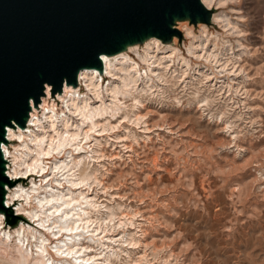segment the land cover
Masks as SVG:
<instances>
[{
  "label": "rangeland",
  "instance_id": "obj_1",
  "mask_svg": "<svg viewBox=\"0 0 264 264\" xmlns=\"http://www.w3.org/2000/svg\"><path fill=\"white\" fill-rule=\"evenodd\" d=\"M237 10L242 36L216 22L206 28L208 47L215 46L221 62L229 59L226 71L214 60L191 58L193 83L183 88L166 75L162 91L134 92L136 106L127 97L118 117L107 118L110 129L97 127L90 142L83 140L80 153L88 158L77 174L82 167L92 174L85 194L99 205V217L113 214L103 223L104 235L116 240L108 264H264V0H229L213 12L236 22ZM193 30L200 34L198 25ZM188 42L183 35L175 46L186 55ZM231 52L241 54L236 68ZM195 68L228 81L234 99L200 83ZM233 100L240 102L236 109ZM15 185L29 187L30 179ZM13 203L12 215L21 202ZM14 217V224L3 219L6 232L20 226Z\"/></svg>",
  "mask_w": 264,
  "mask_h": 264
},
{
  "label": "bare ground",
  "instance_id": "obj_2",
  "mask_svg": "<svg viewBox=\"0 0 264 264\" xmlns=\"http://www.w3.org/2000/svg\"><path fill=\"white\" fill-rule=\"evenodd\" d=\"M201 1L213 11L229 0ZM234 12L239 14V21L232 22L226 13L214 11L212 22L224 28L229 27L242 36L244 31L239 28V22L244 19L240 15L241 11ZM198 26L201 31L196 35L193 26L187 22L177 24V29L189 39L186 55L175 46L177 37L170 44L151 38L143 45L130 46L127 51L116 55H102L103 74L96 69L81 70L77 87L64 86L62 94H57L55 98L46 91L39 107L32 109L25 129H7L9 143L3 145L8 160L7 175L15 183L30 179V186L24 188L14 185L7 188L6 205L13 207L16 205L13 202H21L15 214L22 221L13 232H6L3 229L5 218L0 214V264H48L49 261L52 264L109 263L116 240L104 235L109 230L103 227V223L111 221L113 214L110 211L104 217H99V205L85 194L86 189L83 187L92 174L87 173L84 167L77 174L81 162H86L88 158L80 153L84 149L82 142L89 140L92 136L90 132L96 131L97 127H100V133L110 129L111 126L105 122L110 117H118L127 97L132 95L131 105L136 106L139 101L133 95L134 92L159 93L168 81L166 75L184 84L183 88L193 83L195 75L189 76L191 58L206 62L214 60L216 67H220L219 71H226L229 59L224 55V61L221 62L222 58L213 49L215 46L212 49L208 47L207 25ZM236 43L243 50V44L238 39ZM133 53L135 57L130 55ZM231 53L235 61H230L233 62L232 67L236 68L241 54ZM195 70L201 77L199 82L204 81L209 90L218 92L223 99L228 92V97L234 99L230 93L233 86L228 81H218L213 71H208L209 68ZM232 73L236 74L237 69L232 70ZM105 77L108 81L103 85ZM231 81L239 83L235 79ZM218 82L222 84L217 85ZM226 87L228 91L222 92ZM81 88L86 92L82 93ZM234 89L238 92L237 87ZM56 99L62 103L60 109H57ZM207 101L208 98L204 97L200 102L204 105ZM231 103V107L236 109L240 102L233 100ZM134 117L140 119L137 114ZM100 119L105 121L100 122ZM93 152L91 149V154ZM33 174L40 176L39 183L31 177ZM92 249L95 253L93 251L90 255ZM2 256L6 258L2 259Z\"/></svg>",
  "mask_w": 264,
  "mask_h": 264
},
{
  "label": "water",
  "instance_id": "obj_3",
  "mask_svg": "<svg viewBox=\"0 0 264 264\" xmlns=\"http://www.w3.org/2000/svg\"><path fill=\"white\" fill-rule=\"evenodd\" d=\"M190 0H158V7H144L142 0H0V97L3 100V119H0V214L7 224L18 218L6 205L7 188L15 182L7 175V159L3 145L9 143V127H27L33 108H38L46 91L32 92L28 104L18 102L21 92L22 72L33 60L51 54L65 44L88 33H103L106 39L97 42L91 55L75 58L70 69L57 72L48 85L52 98L62 94L64 86L77 87L83 69H96L103 74L102 55L113 56L127 51L130 46L143 45L151 38L170 44L173 38L182 40L177 29L179 22L190 25H211L213 11L200 0L202 11L193 12ZM170 21L162 30L153 21L161 17ZM141 23L129 26L130 20ZM8 120L9 123H4ZM20 219V218H19Z\"/></svg>",
  "mask_w": 264,
  "mask_h": 264
},
{
  "label": "snow or ice",
  "instance_id": "obj_4",
  "mask_svg": "<svg viewBox=\"0 0 264 264\" xmlns=\"http://www.w3.org/2000/svg\"><path fill=\"white\" fill-rule=\"evenodd\" d=\"M142 6L144 7H158V0H142ZM188 7L193 11H202L200 7V0H190ZM142 21L130 20L128 25H134L141 23ZM162 30L166 29L170 21H165L162 16L157 17L154 21ZM103 33H88L83 35L70 43L65 44L59 50L41 56L33 60L27 65L22 72V85L21 92L18 97V102L27 105L28 97L32 95V92L24 93V87L31 86L37 91V93H43L49 91L48 85L53 84V80L50 78L57 72L67 71L70 69L72 62L76 57L81 55H91L92 49L95 47L98 41L106 39ZM107 59L108 57H104ZM0 119H3V100L0 97ZM4 123H9L8 120H4ZM0 203L3 200L0 199ZM48 264H52L51 261Z\"/></svg>",
  "mask_w": 264,
  "mask_h": 264
}]
</instances>
